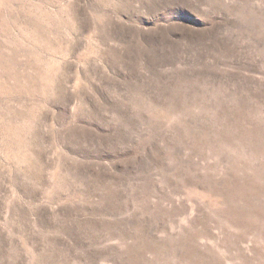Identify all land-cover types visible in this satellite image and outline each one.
<instances>
[{"label": "rangeland", "instance_id": "1", "mask_svg": "<svg viewBox=\"0 0 264 264\" xmlns=\"http://www.w3.org/2000/svg\"><path fill=\"white\" fill-rule=\"evenodd\" d=\"M0 264H264V0H0Z\"/></svg>", "mask_w": 264, "mask_h": 264}]
</instances>
